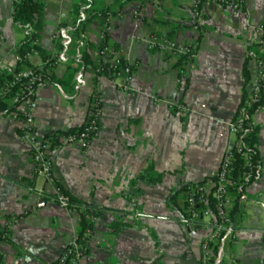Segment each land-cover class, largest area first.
<instances>
[{"label":"crops","instance_id":"crops-1","mask_svg":"<svg viewBox=\"0 0 264 264\" xmlns=\"http://www.w3.org/2000/svg\"><path fill=\"white\" fill-rule=\"evenodd\" d=\"M192 1L92 0L94 10L114 14L109 43L135 67L129 81L94 78L82 54L96 59L99 16L70 45L68 61L45 70L35 112L38 138L81 129L96 92L103 107L100 132L88 148L66 146L55 154L52 180L35 175L31 140L21 138L13 114L0 113V236L6 233L0 238V264H54L63 255L80 220L53 200L59 186L97 215L80 264H204L202 245L210 228L187 225L182 190L215 175L233 142L228 124L253 70L248 52L263 42L264 0H242L237 10L205 7L200 33L191 25ZM80 3L84 0L42 1L41 29L32 27L38 50L26 65L41 70L58 59L62 41L54 36L61 25H74ZM13 14V0H0L2 66L16 64L18 46L27 36ZM150 32L194 45L196 54L181 60L151 52L143 42ZM69 67L78 73L72 86H63L57 81ZM79 74L84 86L78 85ZM255 123L261 178L247 188L248 199L233 208L234 240L220 264H264V110ZM150 164L165 177L142 185L143 194L133 198V181ZM15 219L18 223L8 228ZM124 219L132 226L109 230Z\"/></svg>","mask_w":264,"mask_h":264},{"label":"built area","instance_id":"built-area-1","mask_svg":"<svg viewBox=\"0 0 264 264\" xmlns=\"http://www.w3.org/2000/svg\"><path fill=\"white\" fill-rule=\"evenodd\" d=\"M34 1L42 3L43 0ZM89 1L84 0V4L77 15L73 11V15L77 17L79 22L87 18L86 9ZM213 4L235 10L240 9L243 5L242 0H193L191 25L197 33L201 32L204 8ZM140 11L141 8L139 7L135 14L139 16ZM73 24L70 27L65 25L59 27L54 38L62 41V51L54 63L52 60L46 62L49 66L68 61L69 48L72 43L71 31L76 26V23ZM113 29L112 17L102 16V25L98 36L99 47L93 75L97 80L108 78L114 81L124 78L129 81L135 65L125 59L121 52L109 43ZM32 33L35 34V31L29 27L26 34ZM143 42L151 52H160L177 59L189 60L194 57L191 54V49L195 48L194 45H183L167 35L150 32L143 38ZM38 45V39H35L30 52L24 57L18 56L16 64L0 65V73L7 72L13 75V81L10 84L0 85V94L5 97L11 87L19 85V93L10 99L6 98L9 105L14 108L10 114H13L20 123L21 138L32 142L31 153L35 175L52 180L55 176V154L66 146L80 145L88 148L93 138L100 132L103 107L101 96L96 92L89 100L87 118L80 130L38 138L35 128V112L39 103L38 91L44 85L42 73L26 64L21 66L20 71H15L19 62L28 61L36 53ZM248 56L253 61V70L246 87L245 97L236 116L228 124L229 135L233 138V142L225 150L215 175L188 185L183 191L187 225L189 227L205 226L210 228V234L202 245L204 264H220L222 262L229 243L234 240L233 208L236 202L241 203L248 199L247 188L261 178V162L255 160L253 152L246 148L244 137L251 127L256 126L255 118L264 110V57H262L264 56V47L260 46L257 51L249 50ZM77 82L79 86L85 85L83 74L77 76ZM125 88L127 89L128 86ZM180 110L185 111L182 107ZM238 158L243 159V168L236 178L234 165ZM53 200L62 208L75 212L79 220L81 214L91 224L97 220V215L90 206L72 202L60 187L56 188ZM17 223V219L13 220L9 223L8 228ZM90 231H88V235ZM5 237L6 233L0 236L1 239ZM84 257L83 249L78 243V237L75 236L59 258V262L61 264H80Z\"/></svg>","mask_w":264,"mask_h":264},{"label":"trees","instance_id":"trees-1","mask_svg":"<svg viewBox=\"0 0 264 264\" xmlns=\"http://www.w3.org/2000/svg\"><path fill=\"white\" fill-rule=\"evenodd\" d=\"M14 3V14L13 18L16 24H18L20 27L27 29L29 27H35V29L40 30L41 25H42V19H43V5L41 2H37L34 0H13ZM92 0L89 1L88 8L86 9L87 13V18L84 21L79 22L77 20V17L75 19L76 26L73 28L71 31V38H72V43L78 39L81 38L82 33L84 32V29L86 25L92 21L93 19L98 18L99 16H111L114 15L110 10H101L97 11L94 10L92 5ZM83 4L80 3L77 8H75L74 13L77 15L82 8ZM171 37V36H170ZM35 39H38L36 34L32 33L29 34L25 37V39L19 44L18 49H17V54L19 57H24L30 50L32 49V43ZM83 40V38L81 39ZM84 41V40H83ZM263 42H264V37H263ZM71 43V44H72ZM260 46L264 47L263 44H258L254 48L255 51L258 50ZM99 47V45H98ZM98 49V48H97ZM38 50V47H36V52ZM197 51V48L193 47L191 49V54L195 55ZM264 57V56H262ZM82 59L84 60V63L86 65H92L93 68H95L96 61L91 62L90 57L88 52H84L82 54ZM185 60V59H181ZM56 60H52V63H54ZM27 61L19 62L17 67H16V72L21 70V66L23 64H26ZM30 66V65H29ZM35 69H38L37 67L30 66ZM49 67V64H46L45 69L39 70L42 73L43 76V81L45 80V70ZM78 73V69H73V68H68L65 77L63 80H58L57 82L62 84L63 86L69 85L72 86L73 79ZM244 77H245V82L247 83L249 80V73L247 72V69L245 67L244 69ZM13 81V75L9 74L7 72H1L0 73V85L4 84H10ZM19 85H16L14 87L10 88V91L7 96H2L0 94V113L4 114H10L13 112L14 108H12L9 103L6 101L7 99H10V97H13L19 93ZM248 124V123H247ZM250 126V124H249ZM80 130V129H78ZM78 130H72L70 132H76ZM258 134H259V127H251L244 137V143L247 149L251 150L254 154L255 160H259V152L257 150V142H258ZM235 171L234 174L236 178H238V175L242 171L243 168V159L238 158L237 161L235 162ZM165 177V173H158L155 171L153 164H150L147 169L139 176L137 179L133 181V187L135 189L134 194L132 195L133 198H137L143 194V189L142 185H156L159 184L163 181ZM238 183V181H237ZM60 187V186H59ZM61 188V187H60ZM186 188V187H185ZM185 188L182 190L184 191ZM62 189V188H61ZM63 190V189H62ZM64 191V190H63ZM71 199L72 202H78L75 198H73L68 192L64 191ZM238 206V202L236 204ZM236 207V206H235ZM81 219H80V226H79V231L77 234L78 237V243L83 249L84 256H86L87 251H88V231L91 230L92 224L85 219V216L81 214ZM186 216V213H185ZM132 226V223L129 220H117L115 222H112L109 226V230L113 233H117L120 230L127 229ZM54 264H61L59 260L55 262Z\"/></svg>","mask_w":264,"mask_h":264}]
</instances>
